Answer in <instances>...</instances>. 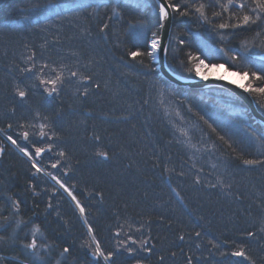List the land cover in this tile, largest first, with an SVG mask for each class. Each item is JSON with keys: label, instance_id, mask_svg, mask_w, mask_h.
I'll use <instances>...</instances> for the list:
<instances>
[{"label": "trees", "instance_id": "obj_1", "mask_svg": "<svg viewBox=\"0 0 264 264\" xmlns=\"http://www.w3.org/2000/svg\"><path fill=\"white\" fill-rule=\"evenodd\" d=\"M75 2L0 0V132L33 155L36 146L53 145L37 158L38 165L69 187L104 249H115L129 236L137 241L131 245L136 254L121 251L115 264H188L189 257L192 264H248L230 255L237 245L254 264H264V165L243 164L264 160V128L236 97L243 118L207 89L170 83L150 58L143 63L129 58L130 50H145L158 31L154 0ZM174 2L191 16L173 14L166 52L170 71L196 78L194 69L182 67L192 53L206 63L249 71L248 85L263 86L251 72H264L258 59L264 23L220 29L231 15L219 7L227 0ZM201 3L215 25L194 11ZM117 6L121 15L112 17ZM205 41L225 58L205 51ZM58 73L62 80L48 95L40 79ZM18 87L26 91L23 99ZM251 96L264 115L259 94ZM0 147V234L6 238L0 241V264H89L85 218L2 135ZM99 150L108 153L107 160ZM34 227L48 248L40 259L21 245L31 240ZM14 228L16 242L9 237ZM249 231L255 233L251 239ZM142 240L150 254L139 249ZM65 247L70 251L62 255Z\"/></svg>", "mask_w": 264, "mask_h": 264}, {"label": "snow or ice", "instance_id": "obj_2", "mask_svg": "<svg viewBox=\"0 0 264 264\" xmlns=\"http://www.w3.org/2000/svg\"><path fill=\"white\" fill-rule=\"evenodd\" d=\"M156 7L158 9V31L152 33V40L150 43H147V47L145 50H140L137 48L136 50H130L128 52V56L132 60H138L139 62L143 63V58L147 57L150 59H154L156 56L157 51L161 50V39L159 36V31L163 30L166 27V22L172 19V14H176L180 17H190L191 11L188 10V8H181V6L174 2V0H157ZM222 12H230L231 15L229 16V22L226 23H220L218 27L220 29H226V28H243V27H250L253 25H260L261 23H264V0H227V3H221L219 5ZM194 11L198 13L199 17L204 23H212L215 25V20H210L207 13H206V6L201 3L198 6H194ZM121 13L118 10L117 7H113L112 9V17H118ZM213 17H220L221 12H213ZM112 17H109L111 19ZM236 21L235 23H231V21ZM107 24L104 25V28H107ZM104 29L102 28L101 31ZM183 41H181V44ZM165 52H167V48L165 47L163 49ZM222 51V50H221ZM233 60H236L237 57L233 56ZM188 65H192V67H188ZM47 67V65H45ZM182 67H185L188 71H192L194 69L195 74L197 77H199L202 80H207L208 76L205 74L209 68L211 69H220L224 68L223 64H214V63H205L204 59H201L199 56L193 55L192 53L187 54V63L182 64ZM27 71H31V69H27ZM227 71V69H225ZM232 75H238L240 74L239 71H234L231 73ZM249 71H243V75L241 78L249 76ZM76 72H72V76H76ZM251 77L255 81H259L260 84H264V72H261L257 74L256 72H251ZM218 79L223 80L224 77H218ZM62 80V74L58 73L55 78L53 79H40V83L45 85V91L48 95H52L57 91V84ZM231 83H235V81H231ZM48 85H51V87H47ZM98 87V85H97ZM243 91L249 93V94H259L260 97H264V86L257 85L253 87L251 84L246 86H241ZM87 94V88H85V93ZM17 95L23 99L26 96V91L23 88H17ZM261 106H264V99H261L259 101ZM23 127V126H21ZM46 125L41 124L40 125V135L41 137H44L46 135L44 129ZM9 128H11V125H9ZM23 136L25 139L28 138L29 133L25 131L23 133ZM49 140L53 139V136L48 137ZM97 142H99V137L96 138ZM7 140L16 147L21 153H23L24 156L28 158L29 161H31V167L35 169L36 173H43L44 175H51L50 173L45 172L43 168L38 166V160L37 158H40L43 153L46 151H52L53 145L49 144L47 148L36 146L34 148V155L33 153H30L26 148L20 146L16 139H14L11 135L7 136ZM4 149L0 147V153H3ZM101 158L107 160L108 159V153L104 150H99L96 153ZM58 156L64 157L65 152L59 151L57 153ZM243 164L246 166H257V165H264V160H256V159H244ZM59 165V161L54 162L51 164V167L53 169L57 168ZM67 174V173H65ZM51 179L55 181L57 185H59L60 188H62L68 195L72 198V200L75 202L76 208L79 210V213L82 218H85L86 216V209L81 205L80 201L76 198L75 195H73L72 191L63 183L57 176L51 175ZM199 182V181H197ZM175 191V190H174ZM18 207V204H17ZM84 224L87 226V234H88V240L86 241V247L89 251V255L91 257V260L89 261V264H115V257L118 253L121 251H125L129 257H132L136 254V249L133 248L131 245L137 244V241L135 239H132L130 236L128 237V241L121 244L120 241H117V247L113 250H106L102 247L101 242L97 239L96 235L94 234V229L91 225L88 224L87 219H84ZM261 231H264V226L261 227ZM40 233L39 227H34L31 232L32 239L28 242L23 243V247L27 250H29L35 257L38 259L42 258V253L47 252L48 248L46 246H42L39 241L37 240V236ZM120 232H116L115 235L117 237L120 236ZM201 234L199 232L196 233V236L199 237ZM255 233L249 231L247 233V238L251 239ZM181 241L184 240V236L181 235L179 237ZM147 240H142L139 243V249L141 251H144L146 253H151L152 249L146 247ZM213 248H217L218 245L211 242ZM154 247V246H153ZM199 247V245H197ZM70 249L68 247H65L63 249V254L69 253ZM175 255V253H173ZM230 255L234 258H237L238 261H247L248 264H254V262L251 259V256L246 251L245 247L242 245H237V247L230 251ZM161 260H163V257H160ZM136 264H141L140 260L136 261ZM188 264H192L191 257L188 258Z\"/></svg>", "mask_w": 264, "mask_h": 264}, {"label": "water", "instance_id": "obj_3", "mask_svg": "<svg viewBox=\"0 0 264 264\" xmlns=\"http://www.w3.org/2000/svg\"><path fill=\"white\" fill-rule=\"evenodd\" d=\"M154 2H155V4H157V0H154ZM172 19H173V16H172ZM172 19L167 21L166 27L163 30H160L158 33L160 36V39H161V46H162L161 50L157 51V53H156V62H157L159 74L164 79L169 81L170 83H173V84L180 86V87H183V88L207 89V88H211V87H216V88L225 89V90L233 93L237 98H239L244 103V105L246 106V108L248 109L250 114L252 115L253 119L257 123H259L260 126H262L264 128V116L257 110V107L255 106V103H254V100H253L251 94L243 91L241 86L237 85L236 83H231V81H228L226 79L221 80L218 78H209V77L207 80L183 78V77H180V76L174 74L172 71H170V69L168 68L167 63H166V52L163 49L165 47L168 49ZM258 59L264 60V53L259 55ZM18 152L21 155H23V153H21L19 150H18ZM26 159H28V158L26 157ZM49 178L52 182L55 183V181L52 180L50 176H49ZM56 186L58 188H60L59 185L56 184ZM60 189L63 191V193L68 197V199L71 201V203L76 208L75 202L68 195V193H66L62 188H60ZM77 211L79 212L78 209H77Z\"/></svg>", "mask_w": 264, "mask_h": 264}, {"label": "rangeland", "instance_id": "obj_4", "mask_svg": "<svg viewBox=\"0 0 264 264\" xmlns=\"http://www.w3.org/2000/svg\"><path fill=\"white\" fill-rule=\"evenodd\" d=\"M98 1H101V0H76V2L74 3V4H84V2L85 3H91V4H94V3H96V2H98ZM113 2H116V1H118V0H112ZM122 1H124V0H122ZM126 1H129V2H132L133 0H126ZM135 1V0H134ZM174 1H177V0H174ZM185 2V1H184ZM135 4H139V3H135ZM184 5V4H183ZM151 40H152V37L151 38H149V42L148 43H150L151 42ZM202 43V42H201ZM203 49L205 50V51H207V52H212L213 53V55L214 56H216L217 58H225V56H224V54H222V52L220 51V50H218V49H216V48H214V47H212V46H210V45H208V42L207 41H205V42H203ZM263 54V53H262ZM261 55V54H260ZM151 60V62L154 64V65H156V69L158 70V67H157V62H156V56H155V58L154 59H150ZM262 61H264V60H262ZM206 63V62H205ZM224 65V64H223ZM224 70L225 69H227V67L224 65V68H223ZM210 71H211V68H209V70H207L206 71V75L208 76L209 74H210ZM227 71H229L230 73L231 72H234L233 70H229V69H227ZM242 75L243 74H238L237 76H238V84H241V85H243V86H246V85H248V80H249V77L247 76V77H244V78H241L242 77ZM196 76V75H195ZM196 78H199V77H197L196 76ZM263 86H264V84H263ZM206 92H210V93H212L213 94V96L215 97L214 98V100L215 101H217L218 103H220L221 105H223V106H225L226 108H228V111L232 114V115H237V117H239V118H243L244 117V113L240 110V107H239V105H238V100L232 95V94H230L229 93V91H227V90H221V89H216V88H211V89H207V91ZM260 98V100L261 99H264V97H259ZM210 99V98H209ZM211 99H213V98H211ZM208 100V99H207ZM209 102L211 103V104H213L212 103V101L211 100H209ZM235 118H236V116H234ZM238 118V119H239ZM242 132L245 134L246 132H245V130H243L242 129ZM243 134V135H244ZM248 139H251V136L250 137H248ZM253 139H255V140H258V139H256V138H253ZM46 172V171H45ZM44 175V174H43ZM46 178H48L49 180H50V178H49V176L51 177V175H44ZM51 181V180H50ZM52 182V181H51ZM55 186H56V184L54 183V182H52ZM57 187V186H56ZM58 188V187H57ZM62 193H63V191L60 189V188H58ZM64 194V193H63ZM68 198V197H67ZM71 202V201H70ZM82 219V218H81ZM16 229L14 228V230L13 229H11L10 231H9V237L12 239V240H15V242L17 241V239H16ZM3 234H5V233H3ZM20 239H18L19 241L21 240V237H19ZM2 239L4 240H6V238H3V236H1V234H0V241H2ZM32 239V238H31ZM22 242V240L20 241V243ZM21 245L23 246V244L21 243ZM31 253V252H30ZM45 253L46 252H43L42 254H44L45 255ZM31 256L32 257H34L33 259H36L37 257H35L32 253H31Z\"/></svg>", "mask_w": 264, "mask_h": 264}, {"label": "bare ground", "instance_id": "obj_5", "mask_svg": "<svg viewBox=\"0 0 264 264\" xmlns=\"http://www.w3.org/2000/svg\"><path fill=\"white\" fill-rule=\"evenodd\" d=\"M158 11V9H157ZM173 16V14H172ZM232 73V72H231ZM229 71H225L223 68L220 69H211L210 74L208 75L209 78H218V77H224V79L228 80V81H235V83L239 86H243L241 84H238V76L237 75H232ZM188 79H200V78H188ZM175 85V84H174ZM197 89V88H195ZM208 89V88H207ZM230 94H232L234 97H236L233 93L229 92ZM237 98V97H236ZM239 99V98H237ZM240 100V99H239ZM241 101V100H240ZM242 102V101H241ZM243 103V102H242ZM255 103V102H254ZM244 104V103H243ZM256 106V103H255ZM246 107V106H245ZM247 109V108H246ZM248 110V109H247ZM258 110V109H257ZM259 111V110H258ZM249 112V111H248ZM260 112V111H259ZM250 113V112H249ZM262 114V113H261ZM263 115V114H262ZM250 116L252 117V115L250 114ZM264 116V115H263ZM253 119V117H252ZM254 120V119H253ZM255 121V120H254ZM256 122V121H255ZM257 123V122H256ZM259 124V123H258ZM262 127V126H261ZM263 128V127H262ZM0 135H2V137L9 143V141L7 140V138L0 132ZM11 144V143H10ZM12 145V144H11ZM13 146V145H12ZM14 147V146H13ZM15 148V147H14ZM16 149V148H15ZM17 150V149H16ZM18 151V150H17ZM25 157V156H24ZM26 158V157H25ZM43 174V173H42ZM65 195V194H64ZM66 196V195H65ZM67 197V196H66Z\"/></svg>", "mask_w": 264, "mask_h": 264}]
</instances>
